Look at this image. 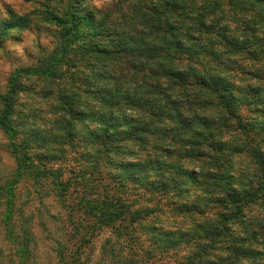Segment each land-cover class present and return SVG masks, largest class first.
Listing matches in <instances>:
<instances>
[{"label":"clouds","instance_id":"obj_1","mask_svg":"<svg viewBox=\"0 0 264 264\" xmlns=\"http://www.w3.org/2000/svg\"><path fill=\"white\" fill-rule=\"evenodd\" d=\"M182 2L185 33L198 36L201 19L208 24L214 18L218 24L224 19L247 22L237 11L227 16L217 11L211 0ZM156 3L0 0V199L16 197L13 219L0 228V264L51 260L38 250L33 214L51 216L48 199L53 197L64 210L58 209L56 230L47 229L40 239L51 242L59 264H151L156 252L163 251L162 242H174L179 251L184 247L182 233H192L199 245L201 237L214 230L220 232V246L252 249L246 264H264V161L257 158V152L264 155V84L255 95L234 91L235 102L217 108L215 114L202 113L199 92L186 90L184 103L190 106L194 123L208 117L212 127L194 126L171 137L178 143L173 151L162 145L163 124L141 118L136 122L143 120L148 134L131 136L121 125L134 113L124 106L118 111L106 107L69 83V77L87 75L93 90L111 87L109 80L96 79L93 73H112L126 82L133 74L123 65L92 53L121 46L135 49L141 38H151L158 21L146 6ZM254 36L264 39V26ZM70 62L78 68L90 65L91 70H69ZM244 67L264 72V59ZM158 99L148 95L150 103ZM238 121L255 132L226 137L224 129L237 128ZM217 145L222 150H216ZM165 150L193 159L203 152L205 157L199 165L189 166L164 156ZM68 184L79 186L71 205L60 195ZM230 193L236 195L235 202ZM165 196L173 215L181 204L203 212L185 215L186 226L174 227L162 219L167 215ZM37 199L42 207H36ZM22 203L27 211H19ZM242 240L247 243H239ZM193 251L199 248L189 249V257Z\"/></svg>","mask_w":264,"mask_h":264},{"label":"trees","instance_id":"obj_2","mask_svg":"<svg viewBox=\"0 0 264 264\" xmlns=\"http://www.w3.org/2000/svg\"><path fill=\"white\" fill-rule=\"evenodd\" d=\"M219 1H211L217 11L223 10V8L218 7ZM228 1L227 4H230L235 11L245 14L247 22L242 23L243 26L239 35L230 32L226 33L225 31L228 26L225 23L222 24L223 21L218 24L215 18L212 24L206 23L204 19L200 20L198 36L196 32L185 33L183 31L184 3L182 0H158V3L146 6L147 12L158 21L151 38H141L135 49L125 50L121 46V49L117 51H95L92 53L99 57L115 60L117 65H123L133 75L126 82L122 83L120 77L112 73L104 75L93 73L96 79H107L111 82L110 88L94 90L91 78L85 75L82 79L88 87L86 88L87 90L84 89V92L96 99L98 103L117 111L119 110V106L126 107L129 113L132 109L137 110L134 116L138 120L143 118V120L155 121L157 125H160L164 119H170L173 125L162 128V141L166 139L173 140L171 137L179 136L194 126H199L205 130L209 129L212 127V124L208 117L194 123L195 118L190 115V106L184 103L186 90L199 92L200 103L198 107L202 113L211 114L212 112V114H215L217 108H227L231 103L235 102L233 87L222 73L229 66L227 63H224V65L219 63L221 60L220 56L222 54L233 55L234 53L245 52V50L254 56H257L261 52V49L262 53H264V39L254 36L256 32L260 31L261 26H264V0ZM174 19L181 20V23L174 22ZM236 28V30L241 29L240 26ZM240 35L242 37L253 36L254 38L251 40L246 38L240 39ZM213 41L215 43H212ZM249 43L256 45V48H250L248 46ZM201 53L207 55L206 63L195 60L193 54L199 56ZM130 58L142 62L130 63ZM224 59L231 62L235 61L227 56ZM145 61L146 63H144ZM214 61L216 63H214L213 67L207 66L208 63L212 64ZM73 64L75 63L70 62L66 67L70 69L74 66ZM150 65L155 66L149 67ZM88 72L89 70L85 73ZM253 73L254 76L260 77V71L253 70ZM260 75L263 76L264 72H261ZM250 85L246 89L248 95L249 90L253 91L255 89L256 92L260 90L259 86L255 88L252 86L254 84L250 83ZM149 94L152 97L159 98L158 102L150 103L148 101ZM231 119L236 120V117L232 116ZM143 120L137 124L131 118H128L121 127L128 130L131 136L141 137L139 133H147V130H149L144 126ZM237 123V128L224 129V131L229 132L232 130L230 134H228L229 132H224L225 135H233L232 132H240L246 136L249 133L255 132V129L250 128L247 124L240 123L239 121ZM107 127L112 130V135L117 134L116 129L113 128L111 123ZM105 138H107V135ZM165 143L162 145H169ZM197 146L205 147L202 144L192 145L193 148ZM216 150H222L220 145L216 146ZM197 157L196 159L202 161L205 154L200 152L197 154ZM257 158L264 161V155L259 152H257ZM71 186L72 184H68L67 187L62 188L61 197L65 199L70 196L68 193H70ZM14 197L7 202L0 199V204L4 206L3 223L12 220ZM165 198L167 199L166 196ZM229 199L235 202L236 195L230 193ZM215 203H218V201H215ZM183 205L187 207L186 204H181L176 210L180 212L184 207ZM225 231H227V228H225ZM186 235L189 237L187 239L184 238L182 242L184 244L191 243L192 248H199L198 252H192L191 257L188 256V253L186 254L185 261L191 260L192 264H219L220 262L223 263L224 260L226 264H229V261H233L231 264H234L233 259L229 260V255H231V258L232 255L233 258H241L251 257L253 254L252 249L249 248H228L216 245L220 236L218 230L202 236L199 245H196V238L192 233H182V236ZM239 243L244 244L247 241L242 240ZM162 244L164 250L175 249L177 247L174 242H164ZM221 249L225 254L224 258L220 256L218 260L211 259L214 251H220ZM56 256H58L57 253ZM235 262H237L236 259Z\"/></svg>","mask_w":264,"mask_h":264},{"label":"rangeland","instance_id":"obj_3","mask_svg":"<svg viewBox=\"0 0 264 264\" xmlns=\"http://www.w3.org/2000/svg\"><path fill=\"white\" fill-rule=\"evenodd\" d=\"M212 1V0H211ZM25 3L28 2V0H24ZM229 1L228 0H220L219 1V6L220 8H223V12L225 13V15L227 16V14L229 12L235 11L232 6L230 4H227ZM243 17H245V14H241ZM228 26V28H226L227 30L225 31L226 33H232V34H237L239 35L241 33L242 30V23H233L228 19L223 20L222 24H224ZM240 26L241 29L236 30L238 27ZM236 28V29H235ZM239 38L241 39L242 36L240 35ZM258 43V41H257ZM250 48H256V45H252L249 43ZM195 56V60H199L201 61V63H206L207 62V58L204 53H201L199 56L196 54H193ZM229 57L231 60H235L233 62L225 60L224 58ZM199 57V58H198ZM235 58V59H234ZM209 59V58H208ZM220 62L224 65V63L228 64V69L226 68V71H222V73L224 74V76L226 77V80L230 82L231 86L233 87V91L236 90H242V91H246V89L248 87H250V83H245L246 81H251L254 82L252 84L253 87H260L261 84H264V75L261 76L259 73V78L254 76L253 73V68L252 67H244L245 65H252L255 66L259 63H261V60L264 59V53H262V49L261 52L257 54V56L251 54V53H247V51L245 50V52H239V53H234L233 55H227V54H222L220 56ZM214 63H216L215 61L212 64H207L208 67H213ZM74 66H72V68H70L69 70H76V71H81V72H87L88 70H91V66L90 65H81L79 68L77 67V64H73ZM88 66V68H87ZM249 70V72H248ZM214 71V70H212ZM95 74V73H94ZM83 76L74 79L69 77V83L71 85H75L78 88H83L86 89L88 87V85L83 81ZM87 90V89H86ZM85 91V90H84ZM249 95H255L257 92L254 89L249 90L248 91ZM86 95H88V93L85 92ZM131 113H137V110L132 109L130 110V114ZM212 114V112H211ZM243 114V111L242 113ZM129 118L132 119V121L134 123H137L136 121L138 120L134 115H130ZM172 121L170 119H164L162 124L166 127L173 125V123H171ZM231 130V129H230ZM235 130V129H234ZM232 131V130H231ZM231 131H224V132H229L228 134L231 133ZM149 130H147V133H139V136H144L146 134H148ZM236 132H232L233 135H235ZM254 133V132H253ZM225 135V133H224ZM226 137L229 135H225ZM167 143L169 145H172L171 148L173 151H175V149L178 147V143L177 141H173V140H169L166 139L164 141H162V144ZM165 143V144H166ZM70 147V146H66ZM159 151V150H157ZM164 156L170 157L171 159L174 160H183V162L189 166L192 165H199L201 163L200 160L198 159H193L191 157H179V156H174L172 154V152L166 151L164 154ZM38 160L42 159V156L37 157ZM55 159V158H53ZM72 163L75 164L76 160L75 158H73ZM195 171V168L193 167V169ZM65 175L67 176L68 173H65ZM77 189L79 190V186L76 185L75 187L72 185L70 188V193H68V195H70L69 197L65 198V200L67 201V203L69 205H71L74 202V194L77 191ZM69 192V191H68ZM16 199V197H14V200ZM163 199L165 200V203L163 205V210L165 213H167V215L162 216V219H165L167 223L173 225L174 227L179 225L181 227L186 226L185 222H184V216L189 214V213H195V214H201L203 212V210H198L194 205H188L186 204L187 207L182 208V210L179 212L176 210V214L173 215L172 212L169 210L168 205L166 203L167 199L165 197H163ZM177 199L179 200L180 198L177 197ZM48 203L51 207V211H52V215L51 216H43L41 217L39 211L35 212L33 214V219L35 221V232L34 235L38 240V250L41 251V254L44 255L45 257H50L51 260L49 259H43L38 261V264H59V260L57 259L56 256V251L53 249L52 244L50 241H47V239H40V237L43 235L44 231H47V229H52L53 231L56 230V223L57 221V214H58V209L60 211H63V205L58 202L54 197L53 198H49L48 199ZM152 202L149 201V204H151ZM14 207V204H13ZM36 207H42V205L40 204L39 200L37 199L36 201ZM27 205L26 204H21V208L19 209V211L24 212L27 211ZM3 211H4V206L2 204H0V228H2L3 225V220H2V216H3ZM212 215H215V211L211 212ZM13 219V217H12ZM190 223V222H189ZM184 238H188L189 236H183ZM164 243V242H162ZM163 245V244H162ZM184 247L180 248L179 251H176L175 249H170V250H164L163 251H157L155 254V258L151 261V264H181L182 262L178 259L179 257H186V254L188 253L189 249H192L191 247V243L190 244H184ZM216 245H219L218 243ZM220 246V245H219ZM3 249L0 248V253H2ZM215 255H218L219 257L221 256L222 258H224V252L221 249L220 251H214ZM235 256V255H234ZM230 259H233V255L231 258V255H229ZM250 257H241V258H235L237 260V262H239V264H246L247 260ZM233 261H229V264H231ZM219 264H226L225 260L223 261V263H219Z\"/></svg>","mask_w":264,"mask_h":264}]
</instances>
